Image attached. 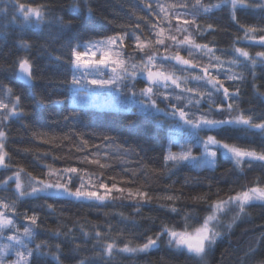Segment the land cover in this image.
Here are the masks:
<instances>
[{
    "label": "trees",
    "instance_id": "obj_1",
    "mask_svg": "<svg viewBox=\"0 0 264 264\" xmlns=\"http://www.w3.org/2000/svg\"><path fill=\"white\" fill-rule=\"evenodd\" d=\"M149 2L156 7L157 0H87V4L85 0H0V10H8L7 15L0 12V85L10 86L21 97L24 109L22 117L13 116L0 125L6 132L4 150L8 154L5 158L8 167L0 170V182L20 168L24 169L23 175L29 176L31 173L32 177L44 178L48 166L57 170L76 167L82 171L68 174L72 177L69 186L73 189L79 186L81 180L87 188L101 179L109 186L115 183L117 187L125 189L123 193L113 190L111 196L93 206L71 197L40 195L19 201L15 214L6 210L8 217L14 218L20 232L29 223L24 219V213L31 216L35 212L38 215L37 225L32 226L35 239L29 242V247L34 249L37 243L42 247L40 255L34 254L30 258L31 264H57V256L59 264H80L81 261L84 264H264V204L260 202L248 206L245 213L235 220L234 208L220 214L217 230L221 235L203 260L170 247L167 236H162L158 246L148 252L120 253L114 249L110 257L101 252L111 240H116L118 248L126 243L132 247L142 245L147 237H155L162 230V225L182 229L185 214L192 217L189 221L192 230L209 214V205L217 199V192L226 199L228 195L250 187H264V164L261 163L237 167L233 160L218 155L213 169H193L185 164L174 168L166 166L164 157L169 151L180 152L181 143L169 144L170 121H166L162 114L153 119L148 113L141 112L139 105L133 107L130 104V110L98 109L75 105L68 100L73 93L64 83L72 74V65L65 59L70 55V41L72 44L86 43L106 35L135 32L142 40H153L144 53L133 51V41L125 40L123 51L136 57L139 63L140 56L157 48L159 51L155 54L158 60L163 56L175 55V42L166 37L171 34L178 41L183 40L188 33L176 32L175 28L179 26L189 30L195 43L212 47L225 62L234 58L235 47L244 48L252 57L264 51V47L255 42L264 35L259 30L264 27V7L260 6L264 5V0H244L247 6L236 10L235 20L229 7L198 14L196 24L199 29L196 25H185L183 17L176 19L170 12L165 13L169 19L164 20V14H156L159 8H156V13L149 9ZM158 2L169 4L173 0ZM203 2L215 4L219 0ZM15 4L38 7L42 11L46 9L44 20L40 25L34 22L25 24L19 11L14 9ZM74 5L79 6V12L73 10ZM188 15L191 17V12ZM13 16L18 18L13 20ZM58 19L71 27H62L57 23ZM137 23L139 28L136 27ZM154 24L157 25L155 29L152 28ZM208 25H212V28L209 29ZM254 26L257 31L249 32V39H246L245 31ZM160 28L164 29L161 38H165V44L171 46L168 52L164 51L163 46L154 44L155 33ZM21 42L30 44V47H21ZM187 47L185 44L179 48L180 55L197 65L189 73L202 75L200 67L208 64V57L195 49L193 55L189 56ZM22 58H27L32 65L33 82L30 86L16 78L17 62ZM239 60L242 63L233 65L231 71L243 75L244 79L227 80L225 70L228 65L225 63L224 69H221L222 82L230 92L239 89L234 107H238L246 116H252L255 122H261L264 120V65L258 62L253 76L250 68L243 66L246 63L243 58ZM181 67L174 60L165 61L164 67L159 70L189 75L181 72ZM209 71L215 74L217 69L210 67ZM181 82L184 87L197 86L190 75L186 85ZM135 87L137 91L145 87L142 77L137 78ZM175 91L180 92L179 89ZM40 97L45 102L37 106L36 100ZM60 99L67 102L55 103ZM214 99L219 102L222 97ZM172 102L184 103L183 100ZM167 103L159 102L165 109ZM73 108L77 109L75 113L72 112ZM203 111L208 112L207 104L203 105ZM228 115L227 111H212V118L215 119H224ZM177 135L183 138L182 143L190 141L179 130L173 137ZM200 135H216L229 144L264 151V132L256 129L230 127L201 132ZM106 136L111 139H104ZM193 152L200 154L198 148H194ZM85 156L92 160L99 159L106 167L100 168L96 163L85 161ZM128 189L133 193L146 191L151 200L145 202L138 196H129ZM99 191L101 194L104 192L103 189ZM14 192L12 183L6 190L0 187V199L11 203ZM168 195L179 197L175 201L177 212L166 207L173 203L165 199ZM205 195L208 202L194 199ZM49 204L53 205L51 209L48 208ZM229 224L231 228H228ZM96 231L101 232L99 243L93 238ZM4 243L8 241L0 237V244ZM8 259L15 261V254Z\"/></svg>",
    "mask_w": 264,
    "mask_h": 264
},
{
    "label": "snow or ice",
    "instance_id": "obj_2",
    "mask_svg": "<svg viewBox=\"0 0 264 264\" xmlns=\"http://www.w3.org/2000/svg\"><path fill=\"white\" fill-rule=\"evenodd\" d=\"M85 4H87V0H85ZM246 6L244 0H219L215 4L204 3L203 0H194V2L193 0H173L169 4H160L157 0L156 7H153L150 2L148 3L149 9L154 13H156V8H159V12L156 14H164V20L169 19V16L165 13L170 12L176 19L183 17V23L185 25H196L197 29H199V25L196 24L198 14H208L213 12L214 9L229 7L232 18L235 20L236 10L243 9ZM260 6L264 7V5ZM14 9L19 11L25 24L34 22L40 25L44 20L46 12V9L42 11L38 7L34 8L23 4H15ZM173 9H182L183 11H173ZM73 10L79 12L80 8L78 5H74ZM0 12L4 15L8 14L7 8L0 10ZM88 12L89 15L92 14L91 8L88 9ZM189 12H191V17L188 15ZM17 18L13 16V20ZM33 18L35 19L33 20ZM57 23L61 24L62 27H71L70 24H63L62 19H58ZM136 27H140L139 23L136 24ZM156 27L157 25H152L153 29ZM208 28L211 29L212 25H208ZM259 30L264 32V27H261ZM175 31L178 33H188L184 36L183 40L179 41L175 35L170 34L166 37V39L175 42L177 49L175 55L163 56L158 60L155 54L156 51H159L157 48L153 52L140 56L139 63L136 62V57L123 51L125 40H132L135 45L133 51L138 50L141 53H144V50L153 44V40H142L141 36L135 32L131 34L122 32L111 36L106 35L102 39L89 40L86 43L72 44L70 41L68 44L70 55L65 59L72 65V74L70 79L65 80L64 83L73 90V93L72 96L68 97V100L74 102V98L81 99L79 97V90L90 85L93 89L107 90L108 94L126 91L130 94L129 102L131 106L135 107L139 105V110L148 113L153 119L157 115L162 114L166 121H170V135H174L179 130L190 138V141L181 143L180 152L169 151L164 157L165 164L169 167L174 168L180 164H185L193 169H213L216 165L218 155H224L233 160L237 167H241L244 164H247L249 167L253 163L264 164V151L257 152L255 150L241 148L235 144H229L218 139L216 135H200L201 132H211L216 129L230 127H244L264 132V120L255 122L252 116H246L238 107H234L239 96V89L237 88L235 91L230 92L229 88L225 87L221 79V69H224L225 63L228 65L225 70V78L227 80L237 81L244 79L243 75H238L231 71L233 65L239 66L242 63L239 60L240 57L246 62L243 66L250 68V72L254 76L257 63L259 62L261 65H264V51H259L255 57H252L244 48L235 47L234 58L225 62L220 56L215 54L214 49L209 47L208 44L195 43L187 28L177 26ZM255 31H257L255 26L247 29L245 31V38L249 39L248 33ZM163 33V28H160L159 32L155 33L154 44L163 46L164 51L168 52L171 46L165 44V38H161ZM255 42L261 47H264V35H261ZM185 44L188 45L186 51L189 56L193 55V49H195L208 57V64L200 67V72L203 73L202 75L189 73V70L195 69L197 65L192 60L185 59L184 56L180 55L179 48ZM20 46L28 49L30 44L21 42ZM85 57L88 58V61H85ZM57 59L59 60L61 57H57ZM173 60L177 65L182 66L181 72L189 73L191 79L197 82V86L192 88L182 86L181 81L186 85L189 80V75L181 76L175 72L166 73L159 70L164 67L165 61L171 62ZM212 61L216 63L213 64ZM17 66L19 79L31 84L33 81V73L30 61L27 58L19 59ZM210 67L217 69L215 74L209 71ZM153 69L157 70L154 71ZM108 72L111 74L107 75ZM140 75L144 76L147 84L137 91L135 82ZM200 82L203 83L201 84ZM170 88L172 91H169ZM175 89H179L180 92L177 93ZM90 94L99 95L97 92H90ZM214 97H222V99L217 102ZM173 100L177 102L183 100L184 103H173ZM162 101L168 102L166 107L170 111L159 106V102ZM44 102L43 97L36 100L37 106ZM65 102L67 101L64 99L55 101L58 104ZM204 104H207L208 112L203 111ZM213 109L217 112L227 111L229 115L224 119L212 118ZM76 111V108L72 109L73 113ZM23 114L24 109L21 105V97L15 94L10 86L0 85V125L4 124L13 116L22 117ZM5 136L6 132L3 130V127H0V168L8 167L5 160L8 154L4 150ZM104 139L108 140L111 137L106 136ZM194 148L199 149V155L194 154ZM84 160L89 163H96L100 168L106 167L99 159L92 160L88 156H85ZM23 171L24 169L20 168L14 175H9L0 182V186L4 190H6V186L10 181H14L15 183L12 202L8 203L6 199H0V237H4L8 241V243L0 244V264H31L30 258L34 254H41L40 250L42 245L40 243L35 244L34 249L29 247V242L35 239V231L32 226L37 225L38 215L35 212L31 216L27 215V213L23 214L24 219L29 223L23 227L22 232H20L14 218H9L7 215L6 210H10L13 214L17 212L16 204L19 201L39 197L43 194L45 197L67 196L77 201H87L89 202V206H93L111 196L113 190L119 193L125 191V189L117 187L115 183L109 186L102 179L96 184H90L87 188L83 180H81L79 186L73 189L69 186L72 183V177L68 174L78 173L82 170L76 167L57 170L51 166H48V172L44 178L32 177L31 173H29L28 175L31 179L28 182V188L24 189L20 179ZM100 189L104 190L103 194L100 193ZM127 191L129 196H138L142 201L146 202L151 200V197L146 191L138 190L136 193H133L131 189ZM216 196L217 199L213 200L209 205V214L198 227L192 230H190L189 226V221L192 217L189 214H185L183 216L184 227L182 229H177L174 225H162V230L155 237H147L146 242L142 245L132 247L126 243L123 247L118 248L116 240H111L106 243V247L101 252L103 255L109 257L112 255L114 249L120 253L148 252L158 246V241L162 236H167L170 247H174L178 251L187 252L191 257L203 260L207 252L212 249L221 235L220 231L217 230L221 218L220 214L224 213L225 209L234 208L236 210V216L233 219L235 220L240 214L245 213L248 206L255 202L264 204V187H250L234 195H228L226 199L221 198L219 192L216 193ZM165 199L173 202L172 205H167L166 207H169L172 212H177L178 209L175 207V201L179 197L168 195ZM194 199L208 202L206 195L194 197ZM52 207L53 205H48L49 209ZM228 228H231V224L228 225ZM100 237L101 232L96 231L93 238L97 240V243H99ZM58 248L59 245H57ZM13 253L16 257L15 261L8 259ZM56 259L57 264H59V257L57 256ZM80 264H84V261H81Z\"/></svg>",
    "mask_w": 264,
    "mask_h": 264
},
{
    "label": "rangeland",
    "instance_id": "obj_3",
    "mask_svg": "<svg viewBox=\"0 0 264 264\" xmlns=\"http://www.w3.org/2000/svg\"><path fill=\"white\" fill-rule=\"evenodd\" d=\"M84 59H85V61H88L87 57H85ZM110 74H111L110 72L107 73V75H110ZM138 77H142L144 79L143 75H140ZM144 81H145V86H146L147 81L145 79H144ZM169 91H172V89L170 88ZM90 92H97V93H99V95H91ZM126 94H128L130 96V94L127 93L126 91L120 92V93L108 94L107 90L93 89L92 86L89 85V86H86L85 88L79 90V97H81V99H75L74 98V102L73 101L72 102L75 105L81 104L83 106L93 107V108H98V109L112 108V109H120V110H130L131 109L130 103H128V101H126V100H129V96ZM159 106H160V104H159ZM161 108H163V107H161ZM166 110L170 111V109H168V108ZM173 136L174 135L169 136V144L174 143V142L182 143L181 140L183 138H181L180 135L175 136L176 139ZM1 169H3V168H0V170ZM14 173L12 175H14ZM20 179H21V183H22L24 189H27L28 188V182L31 179V177L23 175L21 173ZM9 183H12V186L15 189L14 181H10ZM0 187H2V186H0ZM41 195H43V194H41ZM61 197H67V196H61ZM225 210H227V209H225Z\"/></svg>",
    "mask_w": 264,
    "mask_h": 264
},
{
    "label": "water",
    "instance_id": "obj_4",
    "mask_svg": "<svg viewBox=\"0 0 264 264\" xmlns=\"http://www.w3.org/2000/svg\"><path fill=\"white\" fill-rule=\"evenodd\" d=\"M17 73H18V69H17V72H16V78H17V80H18L20 83H22V84H24V85H27V86H30V85L32 84V83H31V84L25 83L23 80L19 79ZM32 82H33V81H32Z\"/></svg>",
    "mask_w": 264,
    "mask_h": 264
}]
</instances>
